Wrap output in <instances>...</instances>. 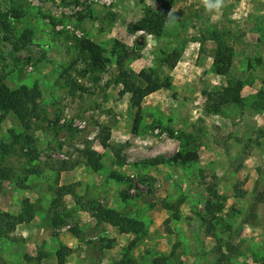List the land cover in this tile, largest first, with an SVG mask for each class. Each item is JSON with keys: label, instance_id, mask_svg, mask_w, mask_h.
Returning a JSON list of instances; mask_svg holds the SVG:
<instances>
[{"label": "rangeland", "instance_id": "1", "mask_svg": "<svg viewBox=\"0 0 264 264\" xmlns=\"http://www.w3.org/2000/svg\"><path fill=\"white\" fill-rule=\"evenodd\" d=\"M172 2L153 36L133 26L157 0H0L11 30L0 23V80L40 93L27 130L0 111V217L22 214L0 236V264H57L62 247L64 264H264V0H224L219 12ZM140 38L123 69L136 86L145 71L168 87L136 100L112 50ZM219 42L231 49L226 75L213 68ZM82 44L102 49L105 68ZM236 81L238 104L225 95ZM103 210L142 233L97 224Z\"/></svg>", "mask_w": 264, "mask_h": 264}, {"label": "trees", "instance_id": "2", "mask_svg": "<svg viewBox=\"0 0 264 264\" xmlns=\"http://www.w3.org/2000/svg\"><path fill=\"white\" fill-rule=\"evenodd\" d=\"M158 9L156 11H152L149 9L147 14L140 19L133 27L136 31H141L153 36H159L164 28L165 21L169 15L171 8L173 7L172 0H157ZM2 28L11 33L10 30V22L6 19L0 20ZM30 34L25 32L22 34V40H29ZM144 47V40L140 38L138 41L135 42L134 47L129 49L123 46L121 43L116 41L113 46V53L116 56V66H115V79L117 82L122 83L126 90L131 93L132 97L136 100H141L145 96L151 94L152 92L157 91L161 87H168V85H161L158 83L157 79L154 78L152 73H147L145 71H140L138 77L141 79L142 82L145 83V86L140 87L136 86L131 79L129 78L128 74L125 72L124 63L126 59H128L133 52L140 51ZM82 51L86 52L90 56L91 60V67L95 70H101L105 68L106 59L103 56L102 49L95 44H82ZM231 61V49L227 47L225 44L219 42L216 46V51L213 57V68L216 74L218 75H226ZM242 82L236 81L232 88L226 89V101L231 103H241L242 98L240 97V91L242 89ZM234 92L232 95L231 92ZM39 90L36 86L32 88H27L24 85L19 86L16 89H9L3 81L0 80V111L2 113L6 112H13L16 117L20 120L23 127L27 130L31 126V122L34 119L39 118V105H38V98H39ZM260 109L264 110V99L260 104ZM140 117L137 115L134 120L133 128L134 130L137 128L139 123ZM101 145L105 146L106 142L104 140L101 141ZM88 162L90 165L97 166L98 161L92 158L91 156H87ZM195 157V156H194ZM187 158V156H183L181 154H176L173 158V161H177V158L182 161H189L194 159ZM32 161V160H30ZM7 168H2L0 166V177L3 179H7ZM2 190V186L0 184V192ZM206 211H209L207 201L204 204ZM18 216L12 217L10 215H5V217H0V236L6 234V226L12 229L15 227L17 223L20 222ZM176 214L173 212V216ZM97 224L100 223H112L115 225H123L124 231L133 233L135 235L141 234L143 231V223L139 221H134L131 219H127L122 217L117 211L115 210H103L97 212L94 215ZM204 219V217H202ZM5 227V228H4ZM87 248L88 256L90 257L91 261L98 262L100 261V254L95 255L96 245L89 243ZM66 248L62 247L57 252V264H64L65 262V255H66ZM155 264H163L160 260H155ZM115 264H135L134 262L129 259L128 256H124L121 260L116 262Z\"/></svg>", "mask_w": 264, "mask_h": 264}, {"label": "clouds", "instance_id": "3", "mask_svg": "<svg viewBox=\"0 0 264 264\" xmlns=\"http://www.w3.org/2000/svg\"><path fill=\"white\" fill-rule=\"evenodd\" d=\"M207 11L219 12L224 7V0H201Z\"/></svg>", "mask_w": 264, "mask_h": 264}]
</instances>
